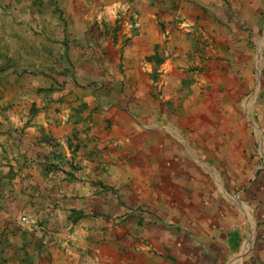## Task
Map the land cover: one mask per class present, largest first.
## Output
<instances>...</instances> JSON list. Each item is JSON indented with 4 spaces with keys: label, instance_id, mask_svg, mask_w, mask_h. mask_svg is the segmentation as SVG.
Instances as JSON below:
<instances>
[{
    "label": "rangeland",
    "instance_id": "obj_1",
    "mask_svg": "<svg viewBox=\"0 0 264 264\" xmlns=\"http://www.w3.org/2000/svg\"><path fill=\"white\" fill-rule=\"evenodd\" d=\"M32 1L0 0V44L17 25L7 36L34 61L14 74L50 77L38 62L46 52L40 42L50 41L56 52L61 43L71 56L66 69L59 65L61 74L80 73L84 85L101 86L123 76L122 93L154 105L163 124L178 129L172 175L158 182L169 184L160 193L167 205L131 209L141 225L145 214L159 216L153 217L159 236L148 219V256L141 252L138 260L264 264V131L254 126L255 107L264 111V0ZM54 6L64 20L53 15ZM25 32L33 40L22 54ZM154 52L159 66L149 59ZM229 235L237 248L229 247ZM171 240L173 255L164 250ZM154 243L164 244L160 254Z\"/></svg>",
    "mask_w": 264,
    "mask_h": 264
},
{
    "label": "crops",
    "instance_id": "obj_2",
    "mask_svg": "<svg viewBox=\"0 0 264 264\" xmlns=\"http://www.w3.org/2000/svg\"><path fill=\"white\" fill-rule=\"evenodd\" d=\"M53 11L64 20L59 8ZM16 29L12 23L6 29L0 54V264H142L146 224L150 219L159 236L153 218L159 216L145 214L143 226L131 209L167 205L160 193L169 184L158 182L172 175L177 127L163 124L154 105L122 93L123 76L101 86L84 85L80 73H70L74 79L61 74L59 65L66 69L71 58L61 43L56 52L50 41L40 42L46 52L38 62L50 77L17 76L16 66L34 61L16 52L17 39L7 36ZM28 34L20 38L22 54L33 40ZM255 111L254 126L264 131V111ZM57 161L64 170L54 171ZM174 240L164 249L172 255ZM162 245L154 243L153 250L160 254Z\"/></svg>",
    "mask_w": 264,
    "mask_h": 264
},
{
    "label": "trees",
    "instance_id": "obj_3",
    "mask_svg": "<svg viewBox=\"0 0 264 264\" xmlns=\"http://www.w3.org/2000/svg\"><path fill=\"white\" fill-rule=\"evenodd\" d=\"M154 48L157 49L158 48V45H156ZM149 59H152L154 61V63H155L156 66H159V65H161L163 63V60L160 59V57L158 56L157 52H154L153 55ZM154 80H155V78H154ZM35 112L36 111H33L32 110V114H34ZM68 166H70L71 169H77V166L73 165L72 162L71 163H68ZM233 247L236 248L237 247V244L233 245Z\"/></svg>",
    "mask_w": 264,
    "mask_h": 264
},
{
    "label": "built area",
    "instance_id": "obj_4",
    "mask_svg": "<svg viewBox=\"0 0 264 264\" xmlns=\"http://www.w3.org/2000/svg\"><path fill=\"white\" fill-rule=\"evenodd\" d=\"M60 141L61 140L58 139L56 142H60ZM53 166H54V171H61V170H64L63 169L64 168L63 166H65V163L62 165L61 164V161H57V163L53 164ZM101 168L103 170H106V166H104V165H102ZM23 220H25V218Z\"/></svg>",
    "mask_w": 264,
    "mask_h": 264
}]
</instances>
